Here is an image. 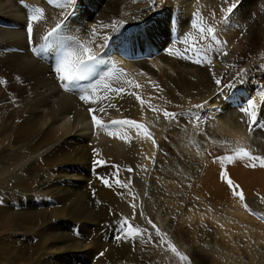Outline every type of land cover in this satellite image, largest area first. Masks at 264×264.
<instances>
[{
    "label": "rangeland",
    "instance_id": "374dc122",
    "mask_svg": "<svg viewBox=\"0 0 264 264\" xmlns=\"http://www.w3.org/2000/svg\"><path fill=\"white\" fill-rule=\"evenodd\" d=\"M147 1L151 2V0ZM155 1L159 0H153V2ZM163 1L173 10L177 9L182 4L181 2H183V0ZM190 1V6H183L184 4H182V7H179L180 12H178V15L180 18L183 17V19L186 21H181L180 24H177L174 23L172 19L167 21L159 18H152L151 20L155 19V23H152L150 20L151 26L148 24V26L144 25L143 27L146 29H144L145 36L148 37V39L150 38V41L156 39L152 46H158L161 48V50H165L164 53L166 55H168L166 51L169 50V46L171 47V45H169L170 43L168 42L170 35V39L175 37L177 40L182 41V45L176 47V53L178 54V58L183 61V64H178V62L171 57H169L170 62H165V60L161 59L159 62L157 61L155 63V60L149 61L147 59L149 61L148 63H150L153 68L157 69V75L159 74V78L157 77V80H154L156 85L151 84V89H156L157 91L153 93L152 97L156 98L157 100L151 99L150 101L152 105L156 104L154 103V100H156L155 102L158 101L157 103H163L162 105H158L159 109L157 108L158 117L160 116L159 118H161V116H165L163 115L164 112L162 113L161 110L164 106H166V104L170 103L178 106L183 104L185 101L201 94L202 89H204L203 85H205V83L201 82L200 78H198L200 77V73L219 72L224 74L228 72L231 77L226 78V76H223L224 81L221 86H223L225 82L235 78V73L231 72L232 66H235L233 67V70H235L237 67H244L242 71L244 75L250 74L251 72L254 73V77L256 76V79L258 80L262 77L261 73L259 72V66H264V18H261L259 14H264L262 12L264 11V8H262L261 11L259 10V14H254L251 19H245L243 29L241 28L240 32H236L235 30L237 29H235V25L240 16V14H237L236 11L240 7L241 3H243L245 0ZM247 3L248 2L245 3V7L250 9L251 4L249 3V5H247ZM0 4V18H2L0 21V29L17 30L18 27H16L15 24L18 23L19 26H21L19 27V31L21 30L23 33H25V35L28 34V25L30 23L34 28V26L41 25V22H44L47 17H49V15L51 16V9L49 8L50 6L42 0H3ZM76 5L77 1L74 2V6ZM18 6H23L25 10L21 12L17 11ZM262 7H264V5ZM36 9L42 10L41 18L37 21H32L31 16L34 14ZM229 9H231V11H229ZM229 12L231 13L229 18H225L226 14ZM197 14H199L201 17L199 28L194 26L196 23ZM224 24H226V26ZM22 26H25L26 30L22 28ZM103 26H106L105 22H103V24H99L97 22L91 24V27L94 29H102ZM205 28L206 31H201V29L205 30ZM209 28H215V34L209 36ZM225 28L231 32L225 33L223 30H220ZM185 30H188V34H190L189 36L187 35L189 40H184L183 36ZM2 33L3 32H0V37H2L0 39V64L2 65V67H0V112L2 113V120H8V115H14L18 121V125L16 124L4 132L9 136V139L2 143L0 142V151L3 155H5L9 152V150L6 148L22 145L21 148H24L23 152L25 154L23 158L15 164L0 165V264H197L192 258V248L194 244L200 245V243L195 240V234L193 233L195 232L196 228H200L199 223H196V221H191L192 223L185 221L188 216H184V218L178 217L177 214L176 217L178 218L172 214L165 216L163 210L159 212L156 211L155 214V208L152 212L151 209H153V207L150 206L152 203V205H154L155 202H153V200L150 201L149 199L151 197L150 191L158 192V189L163 190L168 187L170 189H176L177 191L180 190V194L183 195L184 193L182 192L184 190L178 185L179 183L175 184V186L174 184H170V180L164 178L163 174H156L154 171H152L154 168H149L145 171L141 169L140 171L134 169L135 167H121L120 165L113 164L114 162H107V164L102 167H98L96 163H91V165H89V171H87V175L89 177H87L88 180L85 181L84 185H77L79 181L74 182V180H72L74 177H71L70 175L75 174L78 169H82V161L81 164L78 162V150L75 149L74 151V148L67 150L68 148H66L64 144L65 142L72 140L74 136L78 135L77 131H79V126L85 127V125H82V123H79L78 121H74L72 115H69L68 117L58 116L55 118V120H52L51 116H49V108L47 106H30L22 98L21 91L14 81L13 71L8 69L6 63L8 37L6 38L5 33H3L4 35ZM61 36H67L66 38H71L69 41H71L73 45L77 41L89 47H95L96 45L95 41L83 38L78 33L76 34V32H68L67 35L63 34ZM202 38H207L206 42H209V46H207L208 43L205 45L202 44L200 52H190V49L194 48L193 43L195 41L199 42ZM171 42L173 41L171 40ZM229 46V55L227 56L225 54L220 60L217 59L219 51L222 48H225L226 50L229 48ZM116 47L122 50L126 49L125 44L119 40L116 41ZM172 52L173 51L170 53ZM214 54L217 57H214ZM206 55H209V58H206ZM4 59L5 64L3 61ZM216 59V65L212 67V61ZM120 60H122L123 63L125 61L123 59H117V61L113 64L114 68L109 72L108 76H106L107 78L105 77V80L103 78V82L112 84V81L110 80L112 77H115V79H112L113 81L116 80V77H120L117 78V80H121L120 86L113 84L112 89L123 88L130 95L136 93V95L142 97V87H140V85L138 87L137 85H134V72L126 67V64H129L131 61H126V64H121L122 61ZM120 67L121 69L119 70ZM146 77L148 79L149 76L147 75ZM244 82H246L245 79L241 83ZM136 83L140 84L137 81ZM130 85L132 86V92L128 91V89L131 87ZM252 87L255 88V92L258 94L257 100L261 101L263 104L264 93L256 89L258 84L254 81ZM132 97L135 99V96ZM172 108L177 107L175 106ZM116 109L117 108H114L113 111H109L107 112V115H104L107 117V119H104L105 123L115 121L116 116L120 120L125 119L122 112H116ZM145 109L147 110V108ZM260 109V113L258 112V114H262L264 112V107ZM177 117L178 116H176V118ZM36 118H38V121H35V127L30 132V134L27 136H19V132L25 128L29 122L34 121ZM211 118H213L212 115L209 116L208 119ZM175 119L167 120L170 122L171 120ZM208 119L203 121L204 124L210 122ZM91 120L92 118L89 121V125L94 126V130H96L95 124L94 122L92 123ZM213 120H216L217 123L220 122L221 126H229V122L221 120L219 115H216ZM134 121L141 122L146 128L148 127V121L146 120L137 118L134 119ZM204 124H201L198 121H193L191 125L190 122L184 119V121H178L177 123H169L164 129L165 131L160 133L161 135L158 133L157 137H149L152 144L155 146V153L153 155L154 163L156 164L160 162L159 165L163 163V165H165L164 167L168 166V163H165L166 160L164 158L162 159V147L160 149V146L163 144L164 140L167 139L166 141L170 144L169 146L171 148V152L168 154V156L174 158L176 164H180V162L183 160L182 158L187 156L186 158H188L190 164L197 166L199 172H203L205 167L207 168L209 166L208 164H210L212 160H218V156L213 157L214 153H210V146L216 143L220 145L224 142H227L228 139H234L233 135H230L224 130L212 127L209 129V132L215 131L214 134L216 136L213 139H218L217 136H223L225 139H219L216 142L213 139L210 140L209 137L206 138L202 133L203 129L208 128V126L203 127V129L200 128V131L198 129L199 127L196 128V125L204 126ZM112 126L116 125L112 124L110 127ZM128 127L129 130H131L133 125H128ZM94 130H91L89 133L92 134L94 139H99L100 145H113L115 150L117 147H120L121 144L125 147V149H128V146L133 141V143H138V139H141L139 137L141 135V133H139L141 132L140 130H136L139 134L135 133L134 130L131 132V135H135L132 140L129 139V142L127 138H122L123 136L121 135L120 129H103L99 131V135H96ZM147 130H149V128ZM241 130L245 131L244 128H241ZM247 131V133L251 132L250 129ZM254 132L255 134L257 133V135L254 134L253 136H250V139H248V143H250L253 148L255 147L254 145L257 144V142H253V140L258 141L260 139L259 136L264 133V126H261L259 130L257 129ZM102 133H105L106 137ZM115 135L116 137H114ZM131 135L129 138H131ZM161 141L163 142L161 143ZM211 141H214V143ZM25 143H29L27 144L28 146H26ZM29 145H31L30 148ZM59 147H62L60 151H63L64 153L60 151L56 152L57 154L55 153V150ZM253 148L247 147L245 149L250 153H260L258 152L259 150ZM125 149H121V151H124ZM224 150L226 153L225 156H231V150ZM214 152L216 153L217 151ZM101 160L105 159L102 158ZM109 166H114V169L109 171L108 169H105ZM60 169H62L63 172ZM129 169H132V171H129ZM92 170L96 173L93 174V172H91ZM63 173L67 174L64 175ZM65 176H70L71 182L74 184V186L68 189L65 188ZM101 178L108 179L111 187L105 185ZM117 178L122 182L121 184L116 183ZM122 184L127 185V187H123ZM81 189H84V191L82 190V192H80ZM193 189L191 188V190ZM79 197L81 198L79 200L82 201L80 206L84 205V212L85 210H88L87 212L91 213V215H81L79 214V211H77L78 209H74L75 198ZM253 199L257 205L254 202L251 203L249 198H245V203L247 202L246 209L251 211L252 207L254 210L261 213L258 215L264 217V202L256 197L252 198V201ZM159 202H162V200H159ZM185 202L187 201L182 200L180 206L182 207ZM210 203L211 202L208 203V206L211 205ZM253 204L256 205V208L253 206ZM218 205L221 204H217V206L216 204H213L211 206V210L214 212L218 211V213L223 216L224 211L229 208V205L225 206V208L220 206L218 207ZM72 209L74 210V213L71 211ZM254 217L259 221V218L256 215H254ZM97 219H99V221ZM149 221H151V223H149ZM169 222L172 223V227L167 229ZM260 222L264 223L263 220ZM129 224L133 227L142 229V234L132 237L121 231V229H127ZM153 225L159 228L161 233L165 234L160 236L163 238L162 243H160L159 236H157L155 233L156 231ZM75 226L79 228L75 230ZM207 226H210L211 228L209 229L213 230V232L214 229H216V226L212 225L210 221H207ZM164 227H166V229H164ZM180 227L187 228L189 233L185 234L184 236L179 230ZM231 231H234V229H231ZM60 232H62L61 234L64 235L60 236ZM75 234L76 236H74ZM153 234H156V236ZM56 235L59 237L58 239L56 238ZM71 237L75 239L79 238V240L82 239L80 240L82 243L79 245V248H70L72 241H65V239ZM166 238H172V241L177 242L179 253L183 256H186L188 259L182 260L178 255L175 260V255L177 254L176 252H172L171 254L167 248L160 247L159 245H166ZM235 238L238 240L240 237L237 235ZM239 240H242V237ZM220 241L221 240L217 239V241L213 240L208 243L206 242L207 244L204 243V246L209 250L211 249L213 252L215 250H219V252H221L220 249L223 247L220 245L225 242L221 241L223 242L221 243ZM94 245H97L96 248ZM98 245L101 246L99 247ZM86 248L92 249L94 252H91L87 256ZM83 249H85V251ZM229 249L231 248L229 247ZM229 249L226 248L227 252ZM225 251L222 250V253H225ZM197 254V257H199V253ZM228 254L231 256L235 255L238 257V259H243V263L240 264L250 263V259L247 257V252L244 253V251L231 250L228 252ZM260 254V262L264 264V247H261ZM213 258L214 256L212 253H209L205 257H202L200 259L201 263L199 262L198 264L220 263L219 261H215Z\"/></svg>",
    "mask_w": 264,
    "mask_h": 264
},
{
    "label": "bare ground",
    "instance_id": "6f19581e",
    "mask_svg": "<svg viewBox=\"0 0 264 264\" xmlns=\"http://www.w3.org/2000/svg\"><path fill=\"white\" fill-rule=\"evenodd\" d=\"M2 1L3 0H0V3ZM74 2H75L74 0H58V4L56 6L49 5L50 6L49 8L51 9L50 10L51 16L49 15V17H47L48 19V20L46 19L47 21L44 19L45 21L44 22L42 21L41 25L34 26L31 37L29 36V33L25 35V33H23L21 30L19 31L20 29L19 27L21 26H19L18 23L15 24L16 27H18L17 30L0 29V32L5 33L6 38L8 37V52L6 56V63H7L8 69L13 71L14 81L16 82L17 86L19 87L21 91L22 98L30 106L32 105H34L35 107L36 106H39V107L47 106L49 108V116H51L52 120H55V118H57L58 116L68 117L69 115H72L74 118V121H78L79 123H82V125L83 124L85 125V127L79 126L78 128L79 131H77L78 135L77 136L73 135L74 138L70 141L65 142L64 144V146L68 148L67 150L71 148H74V151L75 149L78 150V153H79L77 155L79 156L77 157V159H79L78 162L81 164V161H82V164H81L82 169L81 170L78 169L75 174L70 173L72 174L70 176L74 177V179L72 180H74V182L79 181L77 185L79 184L84 185L85 181L88 180L87 177H89L87 175V171H89V165H91V163L92 164L95 163V161L97 160H101L102 158L105 159L107 162H110V163L114 162L113 164L120 165L121 167H128V168L135 167L134 169L140 170V171L141 169L145 171L146 169L154 168V170L152 171H154L156 174L157 173L163 174L164 178L170 180V184H174L175 186V184L179 183L178 185L184 190L182 192L184 194L183 195L180 194L179 192L180 190L177 191L176 189H170L168 187H166L163 190L158 189L157 190L158 192L150 191L151 197L149 199L150 201L152 200L153 202L155 201L154 205H152L153 203L152 204L149 203L150 206L153 207V209L151 210L153 212L155 208V214H156V211L159 212L163 210L164 211L163 213L165 216L167 215L169 216V214H172L175 217L177 214V216L181 218H184V216H188L185 221L187 222L196 221V223H199L200 228L199 227L196 228L195 232L193 233L195 234L194 235L195 240L198 243H200V245L194 244L192 248L193 249L192 258L197 264L200 262V259L202 257H205L209 253H212V255L214 256L213 259L215 261H219L221 264L243 263V259H238L237 256L234 255L235 256L234 257L233 255L231 256L228 254V252L231 250L244 251V253L247 252L248 255L247 254L246 255L248 259H250L249 262L251 264H262L260 262V259H261L260 249L261 247H264V223L260 221L263 220L264 222V218H262V216L259 215L260 217H258L259 218V221H258L254 217L253 212L250 211L249 209H246L245 207L247 203V202L245 203V198L246 199L249 198V201L251 203L255 201L254 199L252 201V198L254 197L261 199L264 202V166H261L260 160H251L247 157L235 158L232 161H229L227 159H218V160L215 159V160H212L210 164H208L209 166L207 168L205 167V170H203V172L200 171L201 172L200 173L197 166L190 164L188 158H186L187 156L185 158H182L183 160L180 162V164H176V161L174 160V158H171L170 156H168V154L171 152V148L169 146L170 144L166 141L167 139H165L164 142L161 141V143L163 142V144L160 146V149L162 147V159L164 158L166 160L165 163H168V166L164 167L165 165H163V163L159 165L160 162L156 164L151 163V160L153 159V155L155 153V146L152 144L149 137H157L158 133L159 135H161L160 133H163L165 131L164 129L169 123H174V122L177 123L178 121H184L185 119L186 121L190 122L192 125L194 121L191 117H186L183 114H179V116L175 120H171L170 122L169 120L165 118V116H161V118H159L160 116L158 117V114H157L158 113L157 111L159 109L158 105H162L163 103L161 102L157 103L158 101L155 102L157 99L152 97L156 89H151V84L153 85L155 84L154 80H157V77L159 74L157 75V69L153 68L151 64L148 63L149 61L147 60V56L149 54L155 53L156 54V57L154 59L155 63L157 61L159 62L161 59L165 60V62H170L169 57H171V58H174L178 62V64L181 65L183 64V61L180 58H178V54L176 53L177 52L176 47L181 46L182 41L177 40L175 37H172V39H170L171 38V35H170L168 38L169 39L168 42L170 43L169 45H171V47L169 46L168 49L173 52L170 53L171 51L168 50L166 51L168 55H166L164 53L165 50H161V48H159L158 46H152V44L156 40V39H153L150 41L151 44L147 46V49L142 52L144 53L142 57L141 56L134 57L129 64H126L125 62L123 63V61L120 60L122 61L121 64H126V67L134 72L133 73L134 74L133 80L135 81L134 85H138V86L140 85V87H142V94H141L142 97H141V96L136 95V93L133 95H130L129 93L126 92V90L123 93L112 92L111 89H112L113 84L120 86L121 80L119 79L117 80V78H120V77H116L115 81L112 80V79H115V77L114 78L112 77L111 79L109 78L112 81V84H107L103 82V78L105 80V77L108 76L109 72L114 68V65L110 69L100 73L101 76L99 75L100 77L96 81L90 84H87V85H82L77 91L65 90L57 79V74L54 72V67L58 59L63 54V52L68 47L73 46V43L69 41L71 39L66 38L67 36L65 37L63 36L62 39H59L58 33L53 35L51 40H47V41L44 40V37L47 36V34L51 32L52 29H54L56 25L59 24V22H62V19L67 15L69 10L73 6L75 11H77L76 17L73 19L71 17V19L67 21L63 26H61L60 29L63 34L67 35L68 32L69 33L76 32V34L78 33L83 38H87V39H91L95 41L96 42V45L94 43L95 47H91L95 54L96 52H98V49H100L106 44H110L113 47V43L116 38L117 32L125 31V28L127 27L128 24L139 23V24H133V25H137L139 27V30L137 33H134L131 38L132 39L139 38V41L142 42L143 40L142 32L143 31L141 30L145 29L143 28L144 25H142V22H141L142 20H145V26H148V24L151 23L150 20L154 18L151 15L158 14L159 16H162L160 19L168 21V20L175 18L173 20L174 23L180 24L181 21H186V20L183 19V17L180 18V16L178 15V12H180L179 7H182L181 6L182 4H184L183 6H190L191 1L183 0V2H181L182 4L175 10L170 8L168 4H165L163 0H159L155 2H153V0H151V2L147 0H79L76 6H74ZM246 2H248L247 5H249V3L251 4L250 9H247L245 7ZM263 5H264V0H245L243 3H241L240 7L236 11V13L240 14V16L235 25V29H237L235 31L240 32L241 28L243 29L245 19L247 18L251 19L254 14L256 13L259 14V10L261 11L262 8H264L262 7ZM154 9L156 10L154 11ZM24 10L25 8L23 6H20V7L18 6L17 11L21 12ZM27 10H28V7H27ZM262 12L264 13V11ZM259 15L261 18H264V14L261 13ZM1 19L2 18H0V21ZM95 22L99 24H103V22H105L106 26H103L102 29L100 28L94 29L93 27H91V24ZM224 25L226 26V24ZM22 28L26 30L25 26H22ZM147 28H150V27H147ZM220 30H223L225 33L231 32L230 30L226 28L220 29ZM144 35H145V32H144ZM187 35L189 36L188 30H185L184 36L182 34V36L184 37V40H189ZM1 38L2 37H0V39ZM171 40L173 42H171ZM117 52L119 53V55L122 54L118 50ZM41 53H43L42 57L40 55ZM215 54L213 56L217 57ZM109 60L113 64V58H110ZM3 61L5 64V59ZM0 67H2L1 64H0ZM253 74L254 73H251V72L250 74H248L251 80L254 77ZM147 75L149 76L148 79L146 77ZM228 75H229L228 72L224 74H221L219 72L200 73V77L198 78H200L201 82L205 83V85H203L204 89L201 88L202 89L201 94H199L197 97H194L190 100L185 101L183 104L178 105V106L174 104H170V103L166 104V106L162 108L161 112L163 113L164 112L163 110L165 108L171 109V110L172 109L179 110L185 107L194 106L198 102L203 101V100L204 101L209 100V102L213 104L218 103V102L222 103V99L221 97L218 96V93H217V91L220 90L219 88L222 86L221 84H217L216 81L219 80L221 76L222 77L226 76V78H230L231 75L229 76ZM251 80L245 79L246 82L240 83L239 85L249 86L250 95L254 96V99L257 102L256 110L257 112H259L261 110L260 108L264 107V102L262 104L261 101L257 100L258 94L257 92H255V88L252 87L253 81ZM136 81L140 84H137ZM196 83H197V80H196ZM92 85H96L95 91L92 90V87H91ZM105 85L109 86L107 90L105 89ZM85 90H87L88 94L92 97V99L97 102L91 103V102L82 101L80 99V95H82ZM128 91L132 92V86L128 89ZM212 95L217 96L216 98L217 101L211 98ZM132 96H135L136 100ZM233 96L234 98L241 97L245 99H251L249 97L248 98L245 97V94H243V91L241 92L234 91ZM104 97H107V99H104ZM137 97H140V99H138ZM141 99L144 101L143 104H141ZM151 99H156L154 100V103H156L157 105L156 104L152 105L150 103ZM112 105H114V107H112ZM175 106L177 108H172ZM101 107L105 108L106 111L104 113H100L99 111H97L95 114L104 119H107V117L104 116V115H107V112L113 111L114 108H117L119 110L116 109V112L117 111L122 112L125 119L127 118L130 120H134V119L139 118V119L148 121L147 129L149 128L148 132H150L151 135L150 136L146 135L144 132L141 131L142 134L139 136L141 139H138V143L137 142L133 143L134 142L133 141L128 146L129 147L128 149H125V147L122 146V144L120 145V147H117L116 150L113 148V145L111 146L109 144H105L103 146L100 145L99 139L98 138L94 139V137H92V134L89 133L91 130H94V126L89 125V121L93 115V113H91L89 109L99 110ZM145 108H147V110ZM153 109H155V111ZM221 109L222 111L219 112L218 110L217 112H211L207 116L209 118V116L212 115L214 118L216 115H219L221 120L225 122L226 121L229 122V126H226V127H224V125L221 126V123L220 122L217 123V121L213 120V118L211 119L204 118L198 121L201 124H204L203 121L208 119L210 122L206 123L207 125L206 124H204V126L196 125V128L199 127L198 128L199 131H200V128L203 129V127L208 126V128L203 129L202 133L206 138L209 137L210 140H212L216 136L214 134L215 131L209 132L210 131L209 129H211L212 127H215L216 129L219 128L220 130H224L225 132L234 136V139H233L234 141L228 139L227 142L223 141L224 142L223 144L219 145L218 143H216L210 146L209 151L210 153L212 152L214 153L213 157L215 156L226 157L225 156L226 153L224 149H228L227 151L231 150L230 151L232 152L231 156L235 157V154L240 149H245L247 147L253 148V146H251L250 143H248V139H250V136H253L255 134L254 132L255 130L257 129L259 130L261 127L259 126V124H256L255 126H251L252 118L250 119V123H249L248 115L249 113L254 111L255 107L252 109H249V113L242 111V108L229 109L228 111V106L222 103ZM256 118L257 116H255V119ZM260 118L262 121L264 120V112L260 114ZM7 119L8 120H2V113L0 112V142L1 143L9 139V136L5 134L4 132L8 130L10 127L15 126L16 124L18 125V121L14 117V115H8ZM35 121L37 122L38 118H36L32 122H29L26 125V127L23 128L19 132L18 135L19 136L29 135L30 132L35 127V124H36ZM258 121L260 122V119H258ZM241 128H244L245 131L241 130ZM248 129H250L251 132L247 133ZM102 134L105 135V133H102ZM255 135H257V133ZM114 137H116V135ZM217 137L218 139H213L215 140V142L219 139L221 140L225 139L223 138V136L222 137L217 136ZM259 138L260 139L258 141L253 140V142H257V144L254 145L255 147L253 149L259 150L258 152L260 153H251V155L255 157H264V133H262L259 136ZM211 142L214 143V141H211ZM25 144L26 146H28L27 144L29 143H25ZM209 144H212V143H209ZM16 147L20 149H17ZM16 147L6 148L9 150V152L6 153L5 155H3L2 152L0 151V165L15 164L16 162L20 161L23 158L25 154L23 152L24 148H21L22 145L16 146ZM30 147L31 145H29V148ZM61 148L62 147L57 148L55 150V153L60 151ZM121 149H125V150L121 151ZM214 151H217V152L215 153ZM60 152H63V151H60ZM219 155H222V156H219ZM253 164H255L254 167L252 166ZM113 167L114 166L112 167L109 166V167H106L105 169H108L109 171V170H113L114 169ZM62 169L60 170L62 171ZM225 172H227V178H230L234 182L235 185L239 186L237 190L238 191L242 190L243 197H244L243 200H241L237 195H234L233 188L229 186V184L226 182V178L224 177ZM70 176H65L64 182H65L66 189L74 186V184H72L71 182ZM43 185L45 186L44 183ZM191 188L192 189L194 188V189L191 190ZM82 190L84 191V189H81L80 192H82ZM151 190H154V189H151ZM77 195H80V194H77ZM82 197H83V194H82ZM79 199L81 198L80 197L75 198L74 209L76 210L78 209L77 211H79V214L81 215L82 214L91 215V213L87 212L88 210H85L84 212V205L82 204L83 206H80L82 201ZM159 200H162V202H159ZM182 200L187 201V202H185L186 205L184 203V205L181 207L180 203ZM209 202H211L210 206H208ZM212 203L216 204V206L217 204H221V205H218V207L220 206L224 208L225 206L229 205V208H227L224 211L223 216H221L218 213V211L214 212L211 210V206L213 205ZM222 204H225V205H222ZM256 205L253 204L254 207ZM71 211L73 212L74 210L72 209ZM97 220L99 221V219ZM207 221H210L212 225L216 226V229H214V232L213 230L209 229L211 228L210 226H207ZM168 225H167L168 226L167 229L169 227H172L171 222H169ZM164 229H166V227H164ZM231 229H234V231H231ZM179 230L181 234H183L184 236L185 234L189 233V230L187 228L180 227ZM61 233L62 232H60V236L64 235ZM153 235L156 236V234H153ZM237 235H239L240 238L242 237V240H239L240 238L237 240V238H235V236ZM74 236H76V234ZM56 238L58 239L59 237H57L56 235ZM217 239L225 242L223 243L220 241L221 243H223L222 245H220L221 247H223L222 249H220L221 252H219V250L218 251L215 250L213 252L211 251V249L209 250L207 247L204 246V243L206 242L208 243L213 240L217 241ZM70 240L72 241V245L70 246V248H74V249L79 248L80 247L79 245L82 243L80 241L82 239L79 240V238L75 239L71 237V238L65 239V241H70ZM226 243L228 246L226 245ZM94 246L96 248L97 245H94ZM229 247L231 249H229ZM226 248L229 249L228 252ZM83 250L85 251V249ZM222 250L223 251L226 250L225 253L224 252L222 253ZM86 251H87V256L91 252H94L92 249H87V248H86ZM197 253H199L200 258L197 257L198 255Z\"/></svg>",
    "mask_w": 264,
    "mask_h": 264
},
{
    "label": "snow or ice",
    "instance_id": "6c2138e0",
    "mask_svg": "<svg viewBox=\"0 0 264 264\" xmlns=\"http://www.w3.org/2000/svg\"><path fill=\"white\" fill-rule=\"evenodd\" d=\"M229 11H231V9H229ZM41 14H42V10L36 9L34 11V14L31 16V20L37 21L38 19L41 18ZM200 20H201V17L199 16V14H197L196 23L194 25L195 27H198V28L200 27ZM60 28H61V25L57 24L56 28L52 29V31L49 32L47 34V36L44 37V40L45 41L49 40V38L52 37L53 35H55L59 31ZM201 31H203V29H201ZM213 32H214L213 28L208 29L209 34H212ZM28 33H29V36L31 37V35L33 33V27H32L31 23L28 25ZM213 38H215V37H213ZM99 60H100V57L93 52V49L91 47L86 46L83 43L77 41L73 46L68 47L63 52L61 57L56 62V65L54 67V72L57 74V79L61 83V86L65 90H71L72 88L79 87V84H78L79 81L85 80L89 76L92 75V73L95 70V65L97 62H99ZM216 83L219 84L220 81L217 80ZM91 87H92V90L95 91L96 85H92ZM108 87H109L108 85H105L106 90L108 89ZM137 87H138V85H137ZM111 91L115 92V93H123L125 90L123 88H114V89H111ZM137 98L140 99V97H137ZM80 99L82 101H85V102H91V103L97 102V101H94L92 99V97L88 94L87 90H85L84 93L82 95H80ZM104 99H107V97H104ZM143 103H144V101L141 99V104H143ZM112 107H114V105H112ZM196 107L199 108L202 106L197 105ZM254 107H255L254 102L249 101L248 107L243 108L242 111L249 113V109H252ZM153 110L155 111V109H153ZM89 111L91 113H93L92 120H93L95 125L107 127V125L104 124L102 119L98 115L95 114L97 111H99L100 113H104L106 111L105 108L101 107L99 110L89 109ZM249 114L252 117V122L255 123V115H256L255 112H251ZM164 115L168 118L174 119L179 114L169 113V112L165 111ZM193 115H195V113H193ZM111 123L113 125H133V126H136L137 128L144 129L146 135H149V136L151 135V133L148 132L145 125L138 124V122H136L134 120H118V121H112ZM245 157H247L251 160H260L261 166H264V157L252 156L251 153L248 152L246 149H240L235 154V157L234 156H226V157H218L217 159H227L229 161H232L235 158H245ZM95 163L98 167H102V166L107 164V161L97 160V161H95ZM252 166L254 167L255 164H253ZM129 171H132V169H129ZM224 177L226 178V182L229 184V186L233 188L234 195H237L241 200H243L244 197H243L242 190H240V191L237 190L239 188V186L235 185L234 182L230 178H227V172L224 173ZM101 179L105 185L111 187V184L109 183L108 179H105V178H101ZM116 183L121 184L122 182L117 178ZM122 186L127 187V185H124V184H122ZM245 207H247V205H245ZM262 218H264V217H262ZM149 223H151V221H149ZM153 227L155 228L157 236L165 235V234L161 233L160 229L155 227V225H153ZM121 231L125 232L126 235H129L132 237L141 235L143 232L142 229H140L138 227H133L130 224L128 225L126 230L121 229ZM171 250L173 252H176L177 255H179L182 260L188 259L186 256H183L179 252H177L175 245H172Z\"/></svg>",
    "mask_w": 264,
    "mask_h": 264
}]
</instances>
